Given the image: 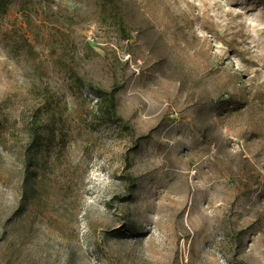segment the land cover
Here are the masks:
<instances>
[{
	"label": "rangeland",
	"instance_id": "obj_1",
	"mask_svg": "<svg viewBox=\"0 0 264 264\" xmlns=\"http://www.w3.org/2000/svg\"><path fill=\"white\" fill-rule=\"evenodd\" d=\"M117 2L0 12V264H264V0Z\"/></svg>",
	"mask_w": 264,
	"mask_h": 264
},
{
	"label": "trees",
	"instance_id": "obj_2",
	"mask_svg": "<svg viewBox=\"0 0 264 264\" xmlns=\"http://www.w3.org/2000/svg\"><path fill=\"white\" fill-rule=\"evenodd\" d=\"M9 1L10 0H0V12L4 13L7 10V5L9 4ZM99 1L102 7V11H105L108 6H112L114 12L111 16H113L114 20L118 21V26H120L124 32L122 39L128 41L131 38V36L130 33L125 30L121 21H119V17L116 11V8H118L117 5H119L117 0H99ZM92 91L96 97L97 110L104 118V120L119 121V122L122 121V117L118 114L117 106H116V94L118 91V86L116 84H113L110 89H104L99 87V88H93ZM38 127L39 126L37 127L34 126L29 135H31L34 138L37 135H39ZM30 150H32L30 146L26 147V153H25V161L27 164L26 167L33 168L32 172H34V163L36 162V157H35V153H32L30 155L28 154ZM127 181L130 186V189L132 190L134 187L133 178H128Z\"/></svg>",
	"mask_w": 264,
	"mask_h": 264
}]
</instances>
